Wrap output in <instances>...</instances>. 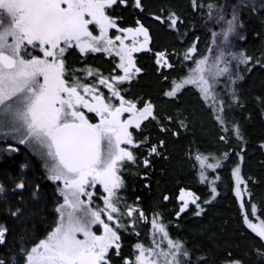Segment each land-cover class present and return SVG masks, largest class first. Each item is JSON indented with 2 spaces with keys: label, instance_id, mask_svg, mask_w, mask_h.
I'll return each mask as SVG.
<instances>
[{
  "label": "snow or ice",
  "instance_id": "1",
  "mask_svg": "<svg viewBox=\"0 0 264 264\" xmlns=\"http://www.w3.org/2000/svg\"><path fill=\"white\" fill-rule=\"evenodd\" d=\"M245 9L260 17L251 34ZM197 17L209 37L203 51L192 23ZM161 32L171 40L157 48ZM250 35L259 44L253 50L240 46ZM72 51L82 60L103 53L112 67L105 74L86 62L72 66ZM140 53L154 59L162 85L156 96L132 93L148 68L138 64ZM257 72L264 75V0H187L186 6L161 0L155 9L150 0H0V138L26 146L43 169L30 176L25 162L9 177L11 186L0 180V264H264V201L254 202L249 183L258 181L242 171L250 142L237 119L246 108L241 85ZM193 90L218 129L219 154L196 144L197 112L182 103ZM255 102L264 116V93ZM182 138L190 141L186 157L208 194L185 186L174 198L161 193L147 211L139 195L129 203L122 195L126 175L136 169L151 193L156 161H168ZM258 148L264 153V138ZM3 151L20 149L9 143ZM233 157L238 231L257 242L213 250L173 235L182 217L208 214L221 196L218 172ZM173 199L176 207L166 212ZM7 221L26 227L13 236ZM132 235L137 241L125 255Z\"/></svg>",
  "mask_w": 264,
  "mask_h": 264
},
{
  "label": "trees",
  "instance_id": "2",
  "mask_svg": "<svg viewBox=\"0 0 264 264\" xmlns=\"http://www.w3.org/2000/svg\"><path fill=\"white\" fill-rule=\"evenodd\" d=\"M176 2L187 5V0H176ZM153 5V9L161 3V0H150ZM125 24L130 25L132 22V16L125 12ZM260 17L254 15L249 9L244 10V22L246 30L251 34L253 28H257ZM197 31L196 35L200 37V48L204 44H207L209 37L205 34L207 29L202 27V21L197 17L192 22ZM191 27V25H190ZM194 38V37H193ZM171 37L161 32L157 39V48L166 46ZM241 47L253 50L259 47V44L251 39L247 43L241 42ZM139 65H147V71L142 75L138 83H134L132 90H135L137 94L149 93L156 96L159 92L161 83L157 80L155 71L152 67L153 60L148 55H140ZM70 64L72 66L80 67L82 63L86 62L89 65H96L105 72V74L112 67V59H106L101 54L98 57L100 63H95L94 59L82 60L76 57L74 54L70 55ZM242 100L246 104L244 110L238 111L237 119L240 120L243 126L247 130V136L250 142V146L247 149L248 154L245 156L243 164V174L246 177H252L258 183L253 185L249 183V188L254 193V202L258 205L264 201V153L258 148V145L262 138H264V116L261 115L260 109L255 102V98L261 93H264V75L259 72L247 78L241 85ZM136 94L135 92H133ZM182 103L190 110L196 111L199 123L195 129V141L199 145L202 151L219 152L217 150H223L224 146L217 143L216 137L218 129L214 125L212 118L202 108L199 98L193 91L189 92L183 99ZM250 117V118H249ZM1 143V142H0ZM190 141L188 139H181L179 142L174 143L171 148V157L168 161L157 160L155 165V172L152 177V192L148 193L143 188L144 181L135 175L136 169H131V172L126 175L125 179L128 184V189L122 195L128 197V202L132 203L137 195L142 199L143 206L147 211L155 201L160 199L161 193H167L173 198L178 195L180 187H190L191 190L196 191L201 197H205L209 189L207 186L199 183L197 169L193 168V161L186 157L187 147ZM5 148H0V180H4L11 186V180L9 177L16 176L20 173V165L28 162L32 166L29 170H26L30 176L40 175L43 171L40 163L30 160L28 156L12 155L7 157L5 155ZM235 157L233 161L227 163L226 166L219 170L218 174L222 178V182H218V190L221 196L214 202V206L209 209L208 214L203 218H194L191 216L182 217L181 229L177 232L176 229H171L173 235H180L182 238L187 239L196 247H211L215 250L217 247H228L234 249L235 245H240L241 248L248 244L254 245L257 240L254 238V234L249 237L247 241L241 238L238 229H242L243 225L240 223L239 205L237 199L233 193V179L231 178L230 169L234 166ZM143 173H141L142 175ZM211 175V174H210ZM159 181V184H156ZM53 186L48 183V187L45 189L47 195V207L50 211ZM31 203V202H29ZM176 207V202L173 199L172 202L165 206L166 212H171ZM48 219L51 216L48 215ZM166 219H173L171 215ZM5 221V215L0 212V222ZM11 225L13 236L19 234L24 224H18L14 221H7ZM37 227H40L41 221L36 222ZM207 228V232H203V228ZM141 232V239L147 242L148 227L142 225L139 229ZM214 234V235H213ZM137 238L132 235L128 236L124 241V254H132V245L136 243Z\"/></svg>",
  "mask_w": 264,
  "mask_h": 264
},
{
  "label": "flooded vegetation",
  "instance_id": "3",
  "mask_svg": "<svg viewBox=\"0 0 264 264\" xmlns=\"http://www.w3.org/2000/svg\"><path fill=\"white\" fill-rule=\"evenodd\" d=\"M72 54H74L76 57H78L79 59H82L81 58V56L79 55V53H78V51H72V53H71V55ZM142 54H144V53H140V54H137V59H138V64H139V58L141 57L140 55H142ZM144 55H148V56H150V58L153 60V63H154V59H153V57L151 56V54H144ZM69 57H70V55H69ZM69 57H68V63L70 64L71 62H70V59H69ZM98 57H101V54L100 53H96V54H90L87 58H84V60H89V59H94V62L95 63H100L99 62V60H98ZM152 63V64H153ZM71 65V64H70ZM95 67H99V66H96V65H94ZM76 67V66H75ZM100 68V67H99ZM101 69V68H100ZM103 71V70H102ZM195 91V90H194ZM0 148H7L8 147V144L9 143H11L12 141H6V140H4V139H2V138H0ZM8 143V144H7ZM13 146H16V147H19V149H20V151L19 152H17V153H12L11 155H9V154H7L6 152H5V155L7 156V157H11L12 155H22V156H28L29 157V159L30 160H34V161H36V162H38V163H40V161H39V158L37 157V156H35L32 152H31V150L30 149H28L26 146H24V145H18L17 143H11ZM16 144V145H15ZM6 146V147H5ZM41 164V163H40Z\"/></svg>",
  "mask_w": 264,
  "mask_h": 264
},
{
  "label": "rangeland",
  "instance_id": "4",
  "mask_svg": "<svg viewBox=\"0 0 264 264\" xmlns=\"http://www.w3.org/2000/svg\"><path fill=\"white\" fill-rule=\"evenodd\" d=\"M207 46V44H204L203 46H202V48H200L201 49V51H203L204 49H205V47ZM100 54H102L103 55V57L104 58H106V59H110V58H108L105 54H103V53H100ZM107 74V73H106ZM133 92H135L136 93V91L135 90H132V93ZM193 92L194 93H196L194 90H193ZM134 94V93H133ZM137 94V93H136ZM8 141H12L11 143H17L15 140H12L11 138H8ZM8 144V143H7ZM16 145V144H15ZM6 147V146H5ZM238 150V149H237ZM243 171V170H242ZM234 186V185H233ZM233 193H234V191H233ZM97 203H100V201L99 200H97L96 201ZM238 202V201H237ZM239 205V204H238Z\"/></svg>",
  "mask_w": 264,
  "mask_h": 264
}]
</instances>
